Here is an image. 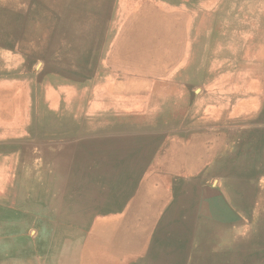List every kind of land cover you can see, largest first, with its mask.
<instances>
[{"label": "rangeland", "instance_id": "1", "mask_svg": "<svg viewBox=\"0 0 264 264\" xmlns=\"http://www.w3.org/2000/svg\"><path fill=\"white\" fill-rule=\"evenodd\" d=\"M1 106L0 264H264V0H0Z\"/></svg>", "mask_w": 264, "mask_h": 264}, {"label": "crops", "instance_id": "2", "mask_svg": "<svg viewBox=\"0 0 264 264\" xmlns=\"http://www.w3.org/2000/svg\"><path fill=\"white\" fill-rule=\"evenodd\" d=\"M148 109L151 110L152 107L150 106ZM5 129H2L3 134L0 135V137H3L0 138V210L3 211L10 204L12 189L18 187V181L14 179L15 175L21 172V168L22 170L25 168L24 165L28 157L31 156V152L27 151V145L32 142H38L37 146L39 148L36 150L37 152L43 150L44 147H48L43 146L41 140L31 139L28 143L27 139H23L24 141L11 139L9 134H5L7 132ZM11 145H15L19 152H10Z\"/></svg>", "mask_w": 264, "mask_h": 264}, {"label": "bare ground", "instance_id": "3", "mask_svg": "<svg viewBox=\"0 0 264 264\" xmlns=\"http://www.w3.org/2000/svg\"><path fill=\"white\" fill-rule=\"evenodd\" d=\"M182 13H183V12H182ZM182 13H181V15H182ZM182 17H183V15H182ZM172 18H173V16H172ZM182 20H183V19H182ZM172 21H173V20H172ZM166 25H167V24H166ZM170 27H171V26H170ZM170 27H169V28H170ZM169 28H168V29H169ZM66 30H67V28H66ZM163 30H164V28H163ZM64 31H65V30H64ZM166 32H167V30H166ZM163 34H164V33H163ZM152 35H153V34H152ZM100 36H101V35H100ZM182 36H183V35H182ZM92 37H93V35H92ZM60 42H61V41H60ZM103 42H104V41H103ZM59 47H60V46H59ZM55 53H56V51H55ZM59 55H60V54H59ZM61 56H62V55H61ZM59 57H60V56H59ZM61 59H62V58H61ZM61 59H60V60H61ZM63 59H64V58H63ZM103 61H104V60H103ZM75 63H76V62H75ZM101 63H102V62H101ZM102 64H104V63H102ZM110 64H111V63H110ZM110 64H109V65H110ZM114 64H115V63H114ZM117 64H118V63H117ZM77 65H78V64H77ZM80 66H81V65H80ZM101 66H102V65H101ZM103 66H104V65H103ZM115 66H116V65H115ZM78 67H79V66H78ZM81 67H82V66H81ZM83 67H84V66H83ZM107 67H110V66H107ZM98 68H99V67H98ZM104 69H105V68H104ZM16 70H17V69H16ZM113 70H114V69H113ZM110 71H111V70H110ZM110 71H109V72H110ZM25 73H26V72H25ZM27 73H28V72H27ZM106 73H107V72H106ZM106 73H105V74H106ZM8 74H9V73H8ZM99 74H100V72H99ZM28 77H29V76H28ZM106 77H107V76H106ZM23 79H25V78H23ZM105 80H106V79H105ZM15 81H17V80H15ZM3 82H4V81H3ZM5 82H6V81H5ZM115 83H116V82H115ZM20 84H21V83H20ZM15 85H16V84H15ZM117 85H118V84H117ZM14 87H15V86H14ZM16 88H17V87H16ZM16 88H14V89H16ZM19 88H20V87H19ZM20 90H21V89H20ZM23 90H24V89H23ZM18 93H20V92H18ZM23 93H24V91H23ZM25 94H26V93H25ZM6 95H7V94H6ZM6 95H5V96H6ZM21 95H22V94H21ZM16 96H17V95H16ZM26 97H27V96H26ZM4 99H5V98H4ZM118 100H120V99H118ZM26 101H27V100H26ZM26 101H25V102H26ZM93 102H94V101H93ZM94 103H95V102H94ZM6 104H7V102H6ZM29 104H30V103H29ZM31 104H32V103H31ZM89 105H90V104H89ZM98 105H99V104H98ZM96 106H97V105H96ZM96 106H95V107H96ZM22 108H23V106H22ZM144 108H145V107H144ZM133 109H134V108H133ZM198 109H199V108H198ZM223 109H224V108H223ZM23 110H24V109H23ZM217 110H218V109H217ZM32 111H33V110H32ZM181 112H182V111H181ZM15 113H16V111H15ZM26 113H27V111H26ZM226 113H227V112H226ZM142 114H143V113H142ZM7 115H9V114L4 110V107L1 106V107H0V135L3 134V133H2V129H3V130L5 129V127H6V121L9 119V118L6 119V118H7ZM28 115H29V114H28ZM28 115H27V116H28ZM23 116H24V114H23ZM23 116H22V119H24ZM29 116H30V115H29ZM179 116H180V115H179ZM146 117H147V116H146ZM210 118H211V117H210ZM30 119H31V118H30ZM105 119H106V118H105ZM131 119H132V118H131ZM138 119H139V118H138ZM95 121H96V120H95ZM111 121H112V120H111ZM138 121H139V120H138ZM23 126H24V125H23ZM30 129H32V128H30ZM5 130H6V129H5ZM12 132H13V131H12ZM28 132H29V131H28ZM19 133H20V132H19ZM25 133H26V132H25ZM25 133H24V134H25ZM17 135H18V134H17ZM21 137H22V136H21ZM20 140H21V139H20ZM37 143H38V142H37ZM16 148H17V147H16ZM27 148H28V147H27ZM31 149H32V148H31ZM37 149H38V148H37Z\"/></svg>", "mask_w": 264, "mask_h": 264}]
</instances>
